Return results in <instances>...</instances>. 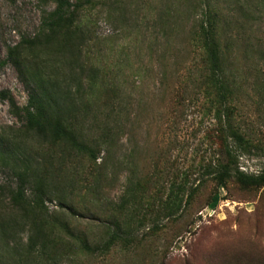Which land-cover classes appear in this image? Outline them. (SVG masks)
<instances>
[{"label":"rangeland","instance_id":"rangeland-1","mask_svg":"<svg viewBox=\"0 0 264 264\" xmlns=\"http://www.w3.org/2000/svg\"><path fill=\"white\" fill-rule=\"evenodd\" d=\"M70 3L82 6L53 35L42 22L54 0H0V264H264V186L214 180L230 160L226 122L241 138L226 141L231 170L264 171V0ZM211 23L227 118L208 83ZM34 93L94 160L26 127ZM16 170L31 176L27 198L42 186L38 223L73 236L52 230L53 261L28 253L33 217L10 202Z\"/></svg>","mask_w":264,"mask_h":264},{"label":"trees","instance_id":"trees-1","mask_svg":"<svg viewBox=\"0 0 264 264\" xmlns=\"http://www.w3.org/2000/svg\"><path fill=\"white\" fill-rule=\"evenodd\" d=\"M89 0H86V2ZM55 8L53 12L48 15L42 22V30H48L50 34H55L61 29H66L71 26L69 19L70 13L75 9L81 8V3L71 4L70 0H54ZM203 45L205 49L207 68H208V83L213 86L216 93L217 104L224 112L225 118H227V108L225 107V101L228 99V94L223 81V74L220 65V50L216 40L215 29L213 23L207 24V27H202ZM1 97L7 100L11 109L19 110L14 103L13 99L7 93H1ZM22 118L25 125L29 129H33L38 133H48L54 142L66 143L76 151L79 155L87 157L90 160L95 159V151L92 147H89L85 141H81L78 136L71 130L70 127L63 125L58 119H52L48 115V108L41 97V95L34 93L28 98L27 105L21 109ZM223 116V115H222ZM223 116V117H224ZM223 152L230 160L227 164L218 163L215 171L214 180L217 186L222 187L225 185L226 180L233 178L237 184L242 187H260L264 186V171L254 175H246L239 171H232L230 164H233V153L230 151L227 144V140L232 138L236 142L241 141V138L234 132V130L226 122L224 126V135L222 134ZM17 179V186L14 191L11 192L10 202L14 207H20L26 204L23 211H28L32 218L31 230L32 233L28 238L27 250L28 253L33 252L38 255H44L49 261H53L55 256V248L50 245L52 240L46 239L52 230L61 229L62 232L68 234L69 237H73L70 234L66 225L44 222L38 223L37 213L42 208L43 189L40 185H35L31 189L30 197H26L27 186L31 185V176L25 171L16 170L14 173ZM219 202V195L215 193L210 198L208 203L209 208L213 210L216 208ZM57 226V227H56ZM117 236V235H116ZM113 239L109 238L104 248L108 247V244H112ZM81 249L86 253H93L96 248H91L85 241L80 243Z\"/></svg>","mask_w":264,"mask_h":264}]
</instances>
